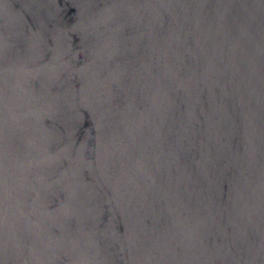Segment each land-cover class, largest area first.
Segmentation results:
<instances>
[{"label": "water", "instance_id": "1", "mask_svg": "<svg viewBox=\"0 0 264 264\" xmlns=\"http://www.w3.org/2000/svg\"><path fill=\"white\" fill-rule=\"evenodd\" d=\"M0 264H264V0H0Z\"/></svg>", "mask_w": 264, "mask_h": 264}]
</instances>
